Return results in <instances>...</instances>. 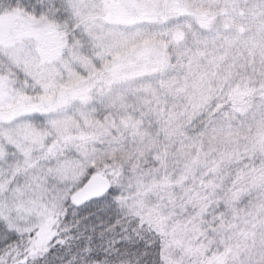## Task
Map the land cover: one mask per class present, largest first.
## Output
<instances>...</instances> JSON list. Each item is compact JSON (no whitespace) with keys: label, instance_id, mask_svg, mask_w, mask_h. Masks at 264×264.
I'll return each mask as SVG.
<instances>
[{"label":"snow or ice","instance_id":"6c2138e0","mask_svg":"<svg viewBox=\"0 0 264 264\" xmlns=\"http://www.w3.org/2000/svg\"><path fill=\"white\" fill-rule=\"evenodd\" d=\"M0 264H264V0H0Z\"/></svg>","mask_w":264,"mask_h":264}]
</instances>
